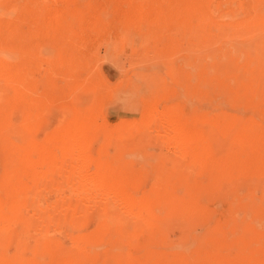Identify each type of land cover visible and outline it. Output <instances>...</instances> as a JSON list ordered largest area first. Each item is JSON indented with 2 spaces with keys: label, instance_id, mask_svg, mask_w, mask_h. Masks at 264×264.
<instances>
[{
  "label": "rangeland",
  "instance_id": "rangeland-1",
  "mask_svg": "<svg viewBox=\"0 0 264 264\" xmlns=\"http://www.w3.org/2000/svg\"><path fill=\"white\" fill-rule=\"evenodd\" d=\"M75 139L142 223L68 226L78 264H264V0H0V264H74L12 191Z\"/></svg>",
  "mask_w": 264,
  "mask_h": 264
},
{
  "label": "bare ground",
  "instance_id": "bare-ground-1",
  "mask_svg": "<svg viewBox=\"0 0 264 264\" xmlns=\"http://www.w3.org/2000/svg\"><path fill=\"white\" fill-rule=\"evenodd\" d=\"M144 19H143V23L145 25L146 21ZM132 21L130 23L128 22V24L133 25V23L134 24H135V22L137 23L138 20H136V21L134 20L135 22L134 21L132 22ZM137 24H139V22ZM137 24H135V28H136ZM155 123H157V122H155ZM152 126H153V124H152ZM155 126H156V124H155ZM156 127H158V125ZM161 128L163 129L164 127H161ZM149 134H150V130H149ZM149 134H147L148 137H149ZM158 134H161V133H158ZM164 136H166V135H164ZM170 140H171V138H170ZM74 142H72V145L74 143L73 147L71 145L70 149L68 148V150H64L65 152H63V150H62L63 155L61 157H58L57 155H52V154L50 155L49 154L50 152L49 153L46 152L47 149L45 151L46 152L45 154H41L42 156L40 158V162H42V163L40 165H42L41 167H43V168L46 167L45 168L46 171H42L41 169H43V168L40 167L39 168L40 172H39V169L37 170L38 172H34L35 174L37 173L36 175H38V180L35 182L40 187H42V185L45 184L46 186H44V187L46 190H41V192H36V191L32 190L33 188L31 189V188L27 187L26 185H24V186L19 185L16 189H14L12 191V194H20L21 196L36 195V196L40 197L38 200H36L38 202L34 201L33 203L30 204V206L33 209V211L35 212L34 217L35 216L36 217L33 220H35L37 231H38V233L41 234L42 238L44 237V240L42 241V244L44 247L43 250L48 255L50 254L49 255L50 257H54L58 261H60V260L61 261H68L69 260V261H72V263H74V264H78L80 262V260L82 259V257H81L82 255H81V252L78 249L74 248V246H73V243L76 242L74 240V236L71 234H68L66 237H64V239L67 240V243L66 242L60 243V241H61L60 238L64 236V230H66L68 226H71L74 224H75V226H78V225L82 226L83 224H86L87 221L89 220V218L91 216L95 215V211H97L99 209L102 210V214H103V212H104V214H106V213L108 214L111 212L112 209L115 210L117 208H119V210L121 209V211H119L120 214H121V212H123L122 214L124 216H128V219L130 221H132L129 223L133 224V222H134V224H135V225L133 224V227L135 226L134 228L139 227L140 228L139 230H141L142 223L140 221H138V219L133 215L131 210L129 211V209L127 208V206L125 204H122L119 201V199L116 197V195L114 193V190H112L111 187H109V185L107 183H105V184L103 183V180L105 178H103V180H102L101 178H97L94 174L93 175L91 174V172L88 170V162L90 161V157H91L90 153H88V150L84 147L82 142H79L76 139ZM168 144H169V141H168ZM203 145H204V143L201 144V146H203ZM201 146H200V148H201ZM195 147H196V145H195ZM206 147H208V146H206ZM191 148L193 149V147H191ZM186 150L187 151L184 150L186 153H188V151H190L188 148ZM196 151H198V150H196ZM201 151H202V149H201ZM43 152H44V150H43ZM182 152H183V149H182V151H180V153L183 154ZM191 153H196V152H191ZM198 154H199V151H198ZM204 154H201V155H204ZM183 157H185V155H183ZM185 159L186 158H184V160ZM201 159L204 160L203 158H201ZM182 161H183V159H182ZM178 162H179L178 164H181L180 161H178ZM197 163H202V161L198 160ZM69 166L73 168L74 172H73V174L68 175V173H66V171H64V168L69 167ZM196 167H197V165H196ZM34 169H35L34 167L31 168L32 171H34ZM34 177L35 176L32 175L33 179H34ZM54 177H56L57 180L59 177H61L63 180L65 179V177H67L69 179V181L72 183L73 182L76 183L75 180H78L77 183H79V189H78V187L75 188L73 186L74 189L70 190V191H67L64 188L63 189L60 188V190L57 191V190H55V185H58V184H53V181L55 180ZM67 178H66V180H67ZM49 181H51V182H49ZM34 183H32V184L34 185ZM48 183H50V184H48ZM59 183H60V181H59ZM72 185L73 184H70V186L68 185L70 187V189L72 188ZM52 186L54 187L53 188L54 190L51 189V191H50V188ZM56 187H59V186H56ZM35 188L37 189V186ZM52 192H53L52 195H55V197L53 196L54 199L51 200L49 198L50 195L46 194V196H47L46 197L45 193H52ZM114 202H116V203H114ZM23 205H25L23 202H19L17 204V206L16 207L14 206V208H13V211H15V212L11 211V213L15 216L16 220H19L20 218H22L21 214H19L18 212L21 211V209L23 208ZM120 205H121V207H120ZM99 211H97V212L99 213ZM99 214L101 215V213H99ZM105 216H107V215H105ZM105 216H103V218ZM107 219H108V221H111V218L110 219L106 218V220ZM54 227H56V231L53 234V236H54L53 237L52 233H51V228L54 229ZM49 236H51V240H52L51 244L47 243V238Z\"/></svg>",
  "mask_w": 264,
  "mask_h": 264
}]
</instances>
